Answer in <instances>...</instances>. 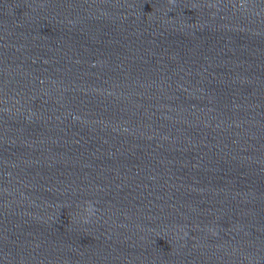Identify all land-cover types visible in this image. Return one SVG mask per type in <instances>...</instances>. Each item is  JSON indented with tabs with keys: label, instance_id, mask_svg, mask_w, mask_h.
<instances>
[{
	"label": "clouds",
	"instance_id": "clouds-1",
	"mask_svg": "<svg viewBox=\"0 0 264 264\" xmlns=\"http://www.w3.org/2000/svg\"><path fill=\"white\" fill-rule=\"evenodd\" d=\"M87 212H89V214L91 213V211H92V206L89 204V208H87V209H85ZM85 222H87L86 220H85Z\"/></svg>",
	"mask_w": 264,
	"mask_h": 264
}]
</instances>
